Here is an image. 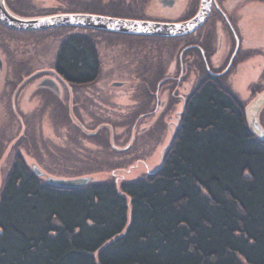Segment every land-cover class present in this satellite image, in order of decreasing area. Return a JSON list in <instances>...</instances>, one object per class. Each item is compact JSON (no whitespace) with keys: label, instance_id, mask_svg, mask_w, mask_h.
Returning a JSON list of instances; mask_svg holds the SVG:
<instances>
[{"label":"trees","instance_id":"trees-1","mask_svg":"<svg viewBox=\"0 0 264 264\" xmlns=\"http://www.w3.org/2000/svg\"><path fill=\"white\" fill-rule=\"evenodd\" d=\"M75 42L57 70L85 64ZM244 109L202 82L159 169L118 184L52 186L17 158L0 188V264H264V141Z\"/></svg>","mask_w":264,"mask_h":264},{"label":"flooded vegetation","instance_id":"flooded-vegetation-1","mask_svg":"<svg viewBox=\"0 0 264 264\" xmlns=\"http://www.w3.org/2000/svg\"><path fill=\"white\" fill-rule=\"evenodd\" d=\"M3 1L11 14L23 19L88 14L163 24L191 20L201 5V0ZM0 27L7 33L33 36L50 31L64 33L57 40L51 68L5 74L3 82L4 53L0 49V108L10 115L16 127L23 128L22 131L18 129L16 139L20 131L25 136L26 121L33 118L35 109H48V118L60 112L67 125L66 131L84 134L82 127L85 125L109 127L115 119L125 122V126L131 123L132 128L138 126L150 119L146 116L165 105L166 101L159 97L167 93L170 99L156 118L159 122L176 103L181 101L183 106L187 96L202 82H216L232 93L226 80L235 77L240 79L237 81L239 87L248 83L250 93L264 91V0H210L204 21L192 32L177 37L122 34L77 26L39 31L12 30L1 23ZM73 38L77 42V54L80 58L85 56L86 62L84 65L81 62L75 70L59 71L55 67L58 50ZM255 74L259 77L252 81ZM188 87H191L189 94L181 96V91ZM114 89L117 96L124 98L123 103L116 102ZM25 93L30 96L24 97ZM130 101L132 105H128ZM34 104L38 108H34ZM113 104L117 109L122 107V111L114 110ZM148 108L155 110L154 113L146 112ZM108 109L112 114L100 115ZM175 117L178 121L179 114ZM99 119L102 121L93 122ZM132 128L125 134H132ZM127 137L129 140L130 136ZM11 152L14 155L10 166L22 156L18 144Z\"/></svg>","mask_w":264,"mask_h":264},{"label":"rangeland","instance_id":"rangeland-1","mask_svg":"<svg viewBox=\"0 0 264 264\" xmlns=\"http://www.w3.org/2000/svg\"><path fill=\"white\" fill-rule=\"evenodd\" d=\"M42 1L45 2V0ZM47 2L48 0H46ZM0 32V49L4 53L1 82L5 80V74L51 68L57 40L64 35L63 32L61 34V32L55 31L39 33L36 36L7 33L1 27ZM258 77L255 74L251 80L255 81ZM239 80V78L228 77L226 83L244 107L254 103L262 95L264 96V91L258 93L247 91L248 83L239 87L237 83ZM0 88H2L1 84ZM190 91L191 87L185 88L180 95L185 97ZM113 92L116 102L123 103L124 98H120V95L117 96L115 89ZM28 96L30 95L25 93L24 97ZM159 98L166 101L165 105L156 107V111L149 110V108L145 110L146 112L153 111V113L155 111V113L146 116V119H150L141 122L138 126L132 128L131 123L128 127L125 126L127 125L125 122L115 119L112 126L109 127L102 124L88 126L84 124L85 126L82 127L84 134L73 129V131H66L67 125L60 112H56L52 116L53 118H48L46 116L48 109H35L33 118L26 121L28 126L25 130L29 134L25 132L23 137L21 132L23 128L16 127L10 115L0 108V188L13 160L14 152L11 151L16 144L22 154L21 158L26 163L38 165L46 175L55 178L68 179L86 175L96 179L112 178L118 184L121 180L137 179L152 170L154 171L159 165L163 149L169 144L176 128L177 117L175 116L181 113L183 107L181 101L176 103L170 113H167L163 120L157 122L156 118L159 117V113L163 112L168 105L170 94H161ZM154 101H152L153 107ZM261 101L262 103H258L257 111L259 123L264 128V98ZM132 104L133 102L130 101L128 105ZM25 106V108L28 107V105ZM35 107L36 104H34ZM111 107L114 110L116 108V110L122 111V107L117 109V105L113 104ZM124 109L127 110L126 107ZM108 112L111 111L108 109L101 112L100 115L108 114ZM25 115H28L27 112ZM113 116H115V112ZM100 121L102 120L93 122ZM143 127L145 129L141 131ZM131 128L133 133L125 134ZM18 129L21 131L19 139H16ZM127 136H130L129 140ZM124 139L125 141H123ZM76 145H78L77 148Z\"/></svg>","mask_w":264,"mask_h":264},{"label":"water","instance_id":"water-1","mask_svg":"<svg viewBox=\"0 0 264 264\" xmlns=\"http://www.w3.org/2000/svg\"><path fill=\"white\" fill-rule=\"evenodd\" d=\"M209 1L210 0H201L200 9L193 19L183 23L163 24L88 14H59L41 18L23 19L11 14L7 10L4 1L0 0V23L9 29L17 31H39L64 26H77L122 34L177 37L192 32L204 21L208 14ZM262 97L264 98L262 95L257 101L247 105L244 112L246 123L250 131L253 132L259 140L264 141V128L259 123L257 111L258 103H262ZM171 141L172 137L169 144L163 149V152L170 146ZM162 154L160 156L159 165L154 171H157L161 165ZM31 169L36 176H44L49 185L62 188H80L95 179L92 176L68 179L55 178L46 175L36 164L33 163L31 164Z\"/></svg>","mask_w":264,"mask_h":264}]
</instances>
